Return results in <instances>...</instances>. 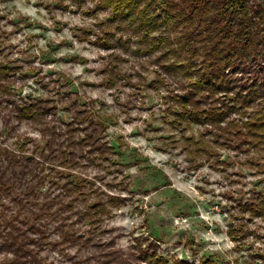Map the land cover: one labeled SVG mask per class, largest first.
I'll return each instance as SVG.
<instances>
[{
	"label": "rangeland",
	"instance_id": "obj_1",
	"mask_svg": "<svg viewBox=\"0 0 264 264\" xmlns=\"http://www.w3.org/2000/svg\"><path fill=\"white\" fill-rule=\"evenodd\" d=\"M128 25L121 9L98 0H0L8 97L47 112L10 116V125L0 120V142L15 150L23 144L36 159L40 150L48 154L41 120L60 141L66 131L80 140L59 144L62 163H44L55 168L47 179L78 184L74 211L100 204L97 226L88 219L75 225L129 256L122 264H145L144 252H156L162 264H264V135L245 134L263 116L264 98L246 95L245 73L227 69L236 80L229 92L193 88L207 69L201 57L183 65L167 52L175 44L155 48V38L150 44ZM164 33L159 27L152 35ZM211 108L222 113L213 118L205 112ZM61 252L41 254L51 264H77L95 247Z\"/></svg>",
	"mask_w": 264,
	"mask_h": 264
},
{
	"label": "trees",
	"instance_id": "obj_2",
	"mask_svg": "<svg viewBox=\"0 0 264 264\" xmlns=\"http://www.w3.org/2000/svg\"><path fill=\"white\" fill-rule=\"evenodd\" d=\"M98 1L106 2L107 6H114L116 10L121 9L128 20V27L137 31L138 36L151 38L150 44L155 38V48L164 43L175 44V48L169 47L167 52H175L182 57L183 65L193 63L201 57L200 66H206L207 69L201 72L202 80L200 77L198 81L192 82L193 88H206L208 93L214 94L221 87L227 93L236 81H230L228 72L234 71L241 76L245 73V78L239 80V83L240 88L244 87L242 90H246V95L250 92L253 99L264 98V0ZM159 27L165 35H152ZM10 67L0 62V88L6 95L5 98L0 97V112L4 113L3 116L0 114V120L10 125V116L17 121L34 120L32 114L35 113L39 118L47 113L36 101L25 106L8 97L13 84L8 78ZM246 76L251 78L248 80ZM234 77L237 79V76ZM1 78L5 80L1 81ZM242 90L240 94H243ZM241 99L245 100V95L237 98ZM220 105L226 107L223 103ZM221 111L211 108L205 112L214 118ZM260 115L263 116L248 123L245 134L264 135V113L260 112ZM43 123L45 127L40 128V132L46 137L45 149L48 154L40 150L38 159L27 155L23 144L15 150L0 142V264H51L41 252L50 247L60 252L63 250L61 253L65 254L64 249L69 245L95 247V254L76 262L77 264L128 262L130 257L118 251L112 243L95 241L94 231L87 229L81 232L76 227L75 224L83 219H88L92 225L99 224L100 216L96 215L104 213V209L97 202L73 210L76 198L72 194L77 191L78 184L73 183V180L59 184L53 179L55 168L46 167L44 163L48 160L50 163L60 162L57 155L59 144L76 147L81 142L75 141L68 131L61 134L63 140L60 141L59 133L53 132L46 121L41 120L40 124ZM92 138L96 137H89ZM71 160L73 158L69 161ZM46 168L49 170L48 174L45 172ZM50 174H53V178L47 179ZM46 181L50 185L44 192L42 189L45 188ZM51 186L59 188L61 192L51 191ZM60 194L71 198L66 201ZM73 214L76 215L75 219L72 218ZM53 234L58 238L52 241ZM151 251L153 253L154 249ZM138 259L145 261V264H162V258L156 252L152 255L144 252Z\"/></svg>",
	"mask_w": 264,
	"mask_h": 264
}]
</instances>
